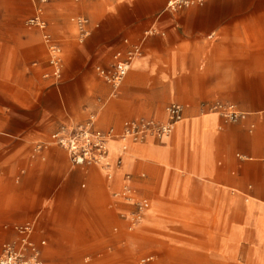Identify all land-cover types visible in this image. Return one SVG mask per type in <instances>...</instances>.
Returning a JSON list of instances; mask_svg holds the SVG:
<instances>
[{
  "label": "crops",
  "instance_id": "1",
  "mask_svg": "<svg viewBox=\"0 0 264 264\" xmlns=\"http://www.w3.org/2000/svg\"><path fill=\"white\" fill-rule=\"evenodd\" d=\"M27 3L32 9L0 2V251L15 225L34 222L47 264H264V0H206L177 13L168 0ZM38 7L63 47L59 82L45 77L48 45L27 25ZM78 16L91 21L84 43ZM126 39L142 42L143 53L113 95L96 67L109 66ZM177 89L184 104H170L184 106V119L172 138L132 142L112 180L99 166H75L62 147L38 148L91 114L98 128L118 132L140 117L166 121L163 105ZM111 99L117 111L107 116ZM216 101L247 118L231 123L208 112ZM123 144L112 139L113 162ZM140 158L150 178L126 172L144 170ZM126 173L154 210L133 230L124 215L135 206L114 196ZM144 233L153 235L149 246Z\"/></svg>",
  "mask_w": 264,
  "mask_h": 264
},
{
  "label": "built area",
  "instance_id": "2",
  "mask_svg": "<svg viewBox=\"0 0 264 264\" xmlns=\"http://www.w3.org/2000/svg\"><path fill=\"white\" fill-rule=\"evenodd\" d=\"M39 4H45L49 0H36ZM206 0H168L166 10L177 13L184 8H189L205 3ZM90 19L78 16L76 19L79 41L84 43L91 36ZM27 25L37 28L49 50V65L51 71L45 74L46 78H54L61 81L64 70L63 47L49 30V23L43 16V8L38 7L34 16L27 20ZM154 34V29L146 32V36ZM128 46L124 50L117 51L113 56V62L109 66L98 65V76L114 89V94L125 81L135 61L143 53V43H131L125 40ZM208 112L219 114L226 121L238 123L247 118V113L241 111L235 104L216 101L206 108ZM167 120L158 121L153 118L140 117L126 121L122 131L115 128L100 129L97 127V114L78 124H62L51 134L50 141L38 148L57 145L65 149L75 166H99L106 171L107 177L112 180L117 170L123 167V157L128 152V142H144L149 137L166 139L172 136L175 126L184 119V106L179 103H171L166 108ZM118 137L124 144L120 150V156L113 162L110 158L112 139ZM116 198L132 204L135 209L130 215H124L129 220L131 230L138 227L144 220L145 215L151 208L147 199L137 196L132 185V175H124L122 189L115 193ZM16 237L6 242L0 251V264H47L43 257V247L46 241L34 239L36 224L29 222L15 225ZM152 258L142 259L138 264H147Z\"/></svg>",
  "mask_w": 264,
  "mask_h": 264
},
{
  "label": "rangeland",
  "instance_id": "3",
  "mask_svg": "<svg viewBox=\"0 0 264 264\" xmlns=\"http://www.w3.org/2000/svg\"><path fill=\"white\" fill-rule=\"evenodd\" d=\"M19 1V9H22L23 8V4H24V2L27 4L26 5V8L25 9H32V7L30 6V5H28V3H27V0H18ZM0 2L2 3V5H5V6H7V5H9L8 4V0H0ZM53 7L55 8V7H58V9H59V2H55V4H53ZM23 21V20H22ZM159 33V30L157 29V28H154V34H158ZM132 69V68H131ZM130 72H131V70H130ZM127 79V78H126ZM126 79H125V81H126ZM3 81L4 82H7V79H3ZM54 83H57L56 81H54V80H52ZM125 81H124V83H125ZM93 83V80H92V82H91V84ZM124 83L122 84V87H123V85H124ZM175 83L177 84V83H179V84H183V79L182 78H180V79H176V81H175ZM95 85L97 86L98 85V82L96 81L95 82ZM183 96H185L184 95V93L183 92H181V91H179V89H177V91L175 92V93H171L170 95H169V98H170V100H167V102L163 105V110L164 109H166L167 108V106L170 104V102H173V101H179V102H181L182 104H184V102L183 101H181V98L183 97ZM139 97V96H138ZM143 98V97H142ZM168 98V99H169ZM111 100H115V99H111ZM113 104H111L110 106H109V108H108V111H107V116L108 115H111L112 116V114L115 112V111H117V110H115V109H117L116 107H115V101L114 102H112ZM126 112H130V113H135V111L133 110V108H130V107H127L126 109H124ZM142 112H151V111H148V110H142L140 113H142ZM173 135V134H172ZM172 137H170L169 139H171ZM168 139V140H169ZM167 141V140H166ZM129 143L130 144H132V141H129ZM130 144H128V148H129V145ZM133 154H136V155H138L135 151H133ZM137 160H139V158H137ZM140 160H141V162L142 163H144V165H145V169L144 170H139L138 172H136L135 170H126V172H132L133 174H136V175H140L141 176V174L142 173H145L146 174V178H150L151 176H152V170L150 169V166H149V164L150 163H148L147 162V160L146 159H142V158H140ZM136 172V173H135ZM161 172V171H160ZM159 176V174H157L155 177L157 178ZM159 182H161V181H159ZM160 187H163V188H165V192L164 193H162V195L163 196H167L166 195V192H167V190H168V185H167V183L165 184V185H163V186H160ZM154 188L156 189V187L154 186ZM154 188L152 187V186H149V189H151V190H154ZM175 196H178V195H175ZM181 196V195H180ZM150 199H151V201L153 202V199H152V197L150 196L149 197ZM179 198H181V197H179ZM246 198H249V196H247ZM132 212V211H131ZM130 211H128L127 212V215L129 216L130 215V213H131ZM152 212H154V210H149L147 213L148 214H150V213H152ZM132 235V234H131ZM131 235L129 234L128 235V242H129V245H131L133 242H136V239H134V237H131ZM140 239H142V244H143V246H149V245H151V243H152V240H153V235H151V234H147V233H144L143 235H142V237L140 238ZM140 242H141V240H139ZM170 243H167V242H163V245H169Z\"/></svg>",
  "mask_w": 264,
  "mask_h": 264
},
{
  "label": "bare ground",
  "instance_id": "4",
  "mask_svg": "<svg viewBox=\"0 0 264 264\" xmlns=\"http://www.w3.org/2000/svg\"><path fill=\"white\" fill-rule=\"evenodd\" d=\"M179 125V123L176 125V126H178ZM176 126H175V129H176ZM175 132V131H174ZM170 137H172V136H170ZM169 137V138H170ZM169 138H166V139H169ZM128 144H130L129 142H128ZM130 148H131V144L129 145V151H130ZM37 239V238H36ZM45 247V246H44Z\"/></svg>",
  "mask_w": 264,
  "mask_h": 264
}]
</instances>
